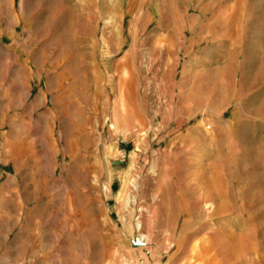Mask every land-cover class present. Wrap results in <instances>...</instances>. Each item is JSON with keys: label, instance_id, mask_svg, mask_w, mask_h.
Returning a JSON list of instances; mask_svg holds the SVG:
<instances>
[{"label": "rangeland", "instance_id": "374dc122", "mask_svg": "<svg viewBox=\"0 0 264 264\" xmlns=\"http://www.w3.org/2000/svg\"><path fill=\"white\" fill-rule=\"evenodd\" d=\"M263 29L264 0H0V264H264Z\"/></svg>", "mask_w": 264, "mask_h": 264}, {"label": "bare ground", "instance_id": "6f19581e", "mask_svg": "<svg viewBox=\"0 0 264 264\" xmlns=\"http://www.w3.org/2000/svg\"><path fill=\"white\" fill-rule=\"evenodd\" d=\"M199 155H200V154H199ZM196 156H197V155H196ZM183 158H184V157H183ZM183 161H184V160H183ZM186 161H187V160H185V162H186ZM192 161H193V160H192ZM159 163H160V162H159ZM188 163H189V162H188ZM181 164H182V163H181ZM160 166H161V165H160ZM163 167H165V166L163 165ZM187 167H188V166H187ZM154 168L156 169V167H154ZM165 168H166V167H165ZM180 168H182V167L180 166ZM166 169H167V168H166ZM183 169H184V167H183ZM107 170H108V169H107ZM162 171H163V170H162ZM183 171H184V170H183ZM162 173H163V172H162ZM162 173H161V174H162ZM186 173H187V172H186ZM186 173H185V174H186ZM187 177H188V176H187ZM185 178H186V177H185ZM207 183H208V181H207ZM208 185H209V184H208ZM135 188H136V187H135ZM203 188H204V187H203ZM205 193H206V192H205ZM123 194H124V189L121 188V190L119 191L118 196H119V197H122ZM197 194H198V193H197ZM206 195H207V193H206ZM206 195H205V196H206ZM205 196H204V197H205ZM129 197H130V196H129ZM132 197H133V196H132ZM197 197H198V196H197ZM199 198H201V197H199ZM207 198H208V197H207ZM209 198H210V197H209ZM211 198H212V196H211ZM129 199H130V198H129ZM205 199H206V198H205ZM127 202H128V201H127ZM202 202H203V201H202ZM198 203H199V202H198ZM209 204H210V203H209ZM202 205H203V204H202ZM204 206H205V205H204ZM206 206H208V205H206ZM198 207H199V206H198ZM198 207H197V208H198ZM211 207H212V206H211ZM207 209H208V208H207ZM213 209H214V208H213ZM213 209H212V210H213ZM209 210H210V209H209ZM153 211H154V209H153ZM155 211H156V210H155ZM154 213H155V212H154ZM154 213H153V214H154ZM154 215H155V214H154ZM213 215H214V213H213ZM215 215H216V214H215ZM138 226H139V225H138ZM217 229H219V228H217ZM221 230H222V229H219V231H221ZM216 231H217V230H216ZM169 233H170V232H169ZM219 233H221V232H219ZM226 233H227V232H226ZM168 235H169V234H168ZM221 236H222V235H221ZM224 236H225V231H224ZM146 238H147V237H146ZM146 238H145V239H146ZM148 238H149V237H148ZM225 238H226V237H225ZM166 239H167V236H166ZM223 239H224V238H223ZM140 240H141V239H140ZM147 240L150 241V239H146L145 241H147ZM226 240H229L228 237H227ZM230 241H232V240H229V244H230ZM223 242H226V241H223ZM231 244H232V243H231ZM231 244H230V245H231ZM232 245H233V244H232ZM223 247H228V246H227V245H223ZM237 247H238V246H237ZM229 248H230V247H229ZM234 248H235V247H233V249H234ZM233 249H230V250L227 249V250H229V251L234 255L235 252L233 251Z\"/></svg>", "mask_w": 264, "mask_h": 264}, {"label": "crops", "instance_id": "0c3cea01", "mask_svg": "<svg viewBox=\"0 0 264 264\" xmlns=\"http://www.w3.org/2000/svg\"><path fill=\"white\" fill-rule=\"evenodd\" d=\"M262 32H264V29L262 30ZM224 36V35H223Z\"/></svg>", "mask_w": 264, "mask_h": 264}]
</instances>
